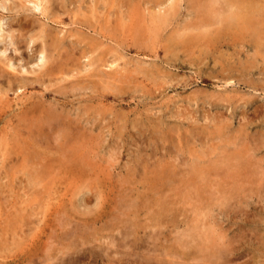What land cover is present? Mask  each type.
<instances>
[{
	"label": "rangeland",
	"instance_id": "374dc122",
	"mask_svg": "<svg viewBox=\"0 0 264 264\" xmlns=\"http://www.w3.org/2000/svg\"><path fill=\"white\" fill-rule=\"evenodd\" d=\"M36 1L0 0V264H264V0Z\"/></svg>",
	"mask_w": 264,
	"mask_h": 264
},
{
	"label": "bare ground",
	"instance_id": "6f19581e",
	"mask_svg": "<svg viewBox=\"0 0 264 264\" xmlns=\"http://www.w3.org/2000/svg\"><path fill=\"white\" fill-rule=\"evenodd\" d=\"M5 1L7 2V0H5ZM29 1H30V0H29ZM29 1L27 0V2H29ZM35 1H36V0H35ZM39 1H40V2H39L38 4L36 3V5L33 3V4L35 5L36 9H40V7L42 8V4H41L42 2H41V0H39ZM47 1H48V0H45V3H46ZM204 1H205V0H204ZM225 1H226L227 3H231V2L234 3V2H233L234 0H225ZM238 1H239V0H238ZM238 1H237V3H238ZM247 1H249V0H247ZM251 1H252V0H251ZM258 1H260V0H258ZM258 1H257V2H258ZM20 2H21V1H20ZM27 2H25V3H27ZM33 2H34V1H33ZM36 2H37V1H36ZM48 2H49V1H48ZM170 2H171V1H170ZM206 2H207V0H206ZM243 2H244V5H245V2H246V1H243ZM254 2H255V1H254ZM254 2L252 3V5H253V4H254V5L257 4L256 2H255L256 4H255ZM31 3H32V2H31ZM45 3H44V4H45ZM232 3H231V4H232ZM237 3H235L234 5H236ZM239 3H240V2H239ZM246 3H249V2H246ZM260 3L263 5V0H262V2H260ZM214 4H215V3H214ZM242 4H243V3H242ZM242 4H240V5H242ZM261 4H260V5H261ZM8 5H9V4H8ZM23 5H24V4H23ZM29 5H30V4H29ZM257 5H258V4H257ZM262 5H261V7H262ZM12 6H13V5H12ZM26 6H27V5H26ZM221 6H222V8H227L226 6H224V4H222ZM229 6H230V5H229ZM250 6H251V5H250ZM35 7L33 6V8H35ZM196 7H197V5H196ZM246 7H248V5H247ZM253 7H254V6H253ZM261 7H260V8H261ZM263 7H264V6H263ZM14 8H15V7H14ZM44 8H46V7H44ZM199 8H200V7H199ZM213 8H214V7H213ZM230 8H233V6H232V7L230 6ZM230 8H229V9H230ZM251 8H252V6H251ZM251 8H250V9H251ZM260 8L257 7V10H259ZM6 9H7V7L4 5V3H3V4L0 3V10H3V11H4V10H6ZM206 9H207V8H206ZM229 9H227V10H229ZM234 9H235V7H234ZM245 9H247V8H245ZM245 9H244V7H243V5H242L241 7H239V11H240V13H235V14H238L237 16L241 18L240 22H239L238 24H236V25H237V27H239V28H247V27L252 28L253 25L255 26L257 23H256V24L253 23V20L251 19V18H252L251 16H252L253 14H252L251 12H250V14H248L247 12H242V11H244ZM252 9H254V8H252ZM262 9H263V8H262ZM212 10H213V9H212ZM221 10H222V9H219L218 11L221 12ZM237 10H238V9H237ZM241 10H242V11H241ZM257 10H255V11H257ZM171 11H172V10H171ZM207 11H209V10H207ZM218 11H217V12H218ZM233 11H234V10H233ZM245 11H246V10H245ZM35 12H36V11H35ZM259 12H260V11H259ZM213 13H214V12H212V15H213ZM222 13H224V11H223ZM255 13H256V12H255ZM251 14H252V15H251ZM257 14H258V13H257ZM41 15H42V14H41ZM43 15H45V13H44ZM220 15H221V14H220ZM220 15H219V16H220ZM258 15H259V17H260L262 14L260 13V14H258ZM253 16H254V15H253ZM261 17H262V16H261ZM226 18H227V17H226ZM254 18H255V17H254ZM262 18H263V17H262ZM262 18H261V19H262ZM1 19H2V17H1ZM214 19H215V18H214ZM230 19H231V18H230ZM263 19H264V18H263ZM215 20H216V19H215ZM215 20H214V21H215ZM225 20H226V19H225ZM231 20H232V19H231ZM235 20H236V19H235ZM4 21H5V20H4ZM259 21H260V20H259ZM162 22H163V21H162ZM203 22H204V21H203ZM206 22H207V21H206ZM222 22H224V21H222ZM231 22L233 23L234 21H231ZM254 22H255V20H254ZM263 22H264V21H263ZM17 23H19V22H17ZM216 23H217V22H216ZM224 23H225V22H224ZM206 24H208V23H206ZM222 24H223V23H222ZM230 24H231V23H230ZM3 25H4V24H3V21L0 20V29L2 28ZM215 25H216V24H215ZM217 25H219V24H217ZM257 25H259V24H257ZM201 26H202V25H201ZM261 26H263V28H264V24H261L260 27H261ZM211 27H212V26H210V28H211ZM213 27H214V26H213ZM222 27H223V26H222ZM257 27H258V26H257ZM260 27H259V28H260ZM15 28H16V27H15ZM210 28H209V29H210ZM218 28H219V27H218ZM227 28H228V27H227ZM11 29H12V28H11ZM212 29H213V28H212ZM222 29H223V28H222ZM235 29H236V28H235ZM254 29H255V28H254ZM224 30H225V29H224ZM226 30H227V29H226ZM228 30H229V28H228ZM246 30H248V29H246ZM256 30H257V29H256ZM256 30H255V31H256ZM258 30H260V29H258ZM258 30H257V31H258ZM206 31H207V30H206ZM216 31H217V30H216ZM219 31H220V30H219ZM251 31H252V29H251ZM255 31H254V32H255ZM3 32H4V31H3ZM220 32H221V31H220ZM7 33H8V32H7ZM208 33H209V32H208ZM229 33L234 34V33H232V31L229 32ZM249 33H250V31H248V34H249ZM251 33H252V32H251ZM1 34H2V33H1ZM243 34H244V33H243ZM255 34H256V33H255ZM255 34L253 33V36H254ZM20 35H21V34H20ZM20 35H19V36H20ZM31 35H32V34H31ZM215 35H218V34H215ZM219 35H220V34H219ZM228 36H230V35H228ZM253 36H252V37H253ZM255 36H257V34H256ZM258 36H259V35H258ZM260 36H262V35H260ZM4 37H5V36H4ZM20 37H21V36H20ZM221 37H222V35H221ZM242 37H243V35H242ZM12 38H13V37H12ZM248 38H249V37H248ZM253 38H254V37H253ZM25 39H26V38H25ZM29 39H30V38H29ZM203 39H204V38H203ZM249 39H251V38H249ZM254 39H255V38H254ZM256 39L258 40L257 37H256ZM256 39H255V40H256ZM0 41H1V40H0ZM2 41H3V39H2ZM15 41H16V40H14V42H15ZM22 41H24V39H22ZM217 41H218V40H217ZM225 41H227V40H225ZM237 41H238V40H237ZM245 41H246V40H245ZM261 41H262V40H261ZM199 42H200V41H199ZM207 42H208V41H207ZM247 42H249V41H247ZM253 42H254V41H253ZM259 42H260V41L258 40L256 43L258 44ZM4 43H5V42H3V44H4ZM31 43H33V42H31ZM223 43H224V42H223ZM260 43H261V42H260ZM205 44H206V43H205ZM242 44H243V43H242ZM5 45H6V44H5ZM13 45H14V44H13ZM17 45H18V44H17ZM207 45H208V43H207ZM209 45H210V44H209ZM260 45H261V44H260ZM260 45H259V46H260ZM250 46H251V45H250ZM8 47H9V46H8ZM254 47H255V45H254ZM256 47H258V46H256ZM263 47H264V46H263ZM2 48H3V47H2ZM260 48H261V47H260ZM0 49H1V48H0ZM5 49H6V46H5ZM7 49H8V48H7ZM14 49H15V48H14ZM251 49H252V48H251ZM44 50H45V49H44ZM255 50H256V49H255ZM7 51H8V50H7ZM16 51H17V50H16ZM2 52H3L2 54H5L6 50H3V49H2ZM13 53H14V51H13ZM33 53H34V52H33ZM38 53H39V59L43 62V61L45 60V58H46V56H45V54H44V51L40 49V50L38 51ZM45 53H46V52H45ZM6 54H7V53H6ZM46 54H47V53H46ZM37 57H38V55H37ZM50 57H51V56H50ZM34 58H35V57H34ZM37 59H38V58H37ZM47 59H48V58H47ZM50 59H51V58H50ZM40 60H39V61H40ZM34 61H35V60H34ZM36 61H37V60H36ZM44 62H45V61H44ZM250 62H251V61H250ZM50 63H52V62H50ZM248 63H249V62H248ZM260 63H262V62H260ZM249 64H250V63H249ZM251 64H252V63H251ZM5 65H6L7 67H9V68H13V66L11 65V59H9L8 62L5 63ZM241 65L243 66V64H241ZM15 66H16V65H15ZM33 66H35V65H33ZM242 66H241V67H242ZM252 66L254 67V65H252ZM35 67H36V66H35ZM244 67H245V66H244ZM255 67H256V66H255ZM257 67H258V65H257ZM257 67H256V68H257ZM22 68H23V67H22ZM242 68H243V67H242ZM242 68H241V69H242ZM231 69H235V68H231ZM229 70H230V69H229ZM242 70H245V69H242ZM15 71H16V70H15ZM15 71H14V72H15ZM21 71L24 72L23 70H21ZM230 71H231V70H230ZM251 71H252V70H251ZM17 72H18V71H17ZM25 72H26V71H25ZM232 72H233V71H232ZM241 72H242V71H241ZM15 73H16V72H15ZM39 73H40V71L38 70V74H39ZM42 73H43V72H42ZM242 73H243V72H242ZM3 74H4V73H3ZM19 74H20V73H19ZM28 74H29V73H28ZM244 74H247V73H244ZM248 74H249V73H248ZM14 75H15V74H14ZM29 75H30V74H29ZM242 75H243V74H242ZM1 76H2V75H1ZM18 76H19V75H18ZM36 76H37V75H36ZM5 77H6V76H5ZM32 77H33V76H32ZM32 77H31V80H32ZM37 77H38V76H37ZM14 78H15V77H14ZM14 78H13V79H14ZM39 78H40V77H39ZM0 79H1V78H0ZM7 79H8V78H7ZM26 79H28V77H27ZM36 79H37V78H36ZM41 79H43V78H41ZM41 79H37V82H40V81H38V80H41ZM34 80H35V79H34ZM47 81H48V80H47ZM3 82H4V81H3ZM249 82H251V81H249ZM249 82H248V83H249ZM0 83H2V80H1ZM29 83H30V82H29ZM245 83H247V82H245ZM252 83H253V81H252ZM2 84H3V83H2ZM37 84H38V83H37ZM41 84H42V83H41ZM35 85H36V84H35ZM247 85H248V84H247ZM253 85H254V84H253ZM3 87H4V85H3ZM250 87H251V86H250ZM253 87H254V86H252V88H253ZM257 87H258V86H257ZM12 88H13V87H12ZM12 90H14V89H12ZM21 90H22V89H21ZM4 91H5V90H4ZM10 91H11V90H10ZM24 92H25V91H24ZM3 93H4V92H3ZM7 93H8V92H7ZM14 93H15V92H14ZM4 94H5V93H4ZM0 95H1V94H0ZM5 96H6V95H5ZM249 100H250V99H249ZM251 100H252V99H251ZM254 101H255V100H254ZM254 103H255V102H254ZM251 104H253V103H251ZM20 109H21V108H20ZM26 110H27V109H26ZM28 110H29V109H28ZM55 112H56V111H55ZM20 114H21V113H20ZM23 114H24V112H23ZM25 114H27V113H25ZM32 115H33V114H32ZM32 119H33V118H32ZM35 119H36V118H35ZM43 120H44V119H43ZM33 121H34V120H33ZM35 122H36V121H35ZM60 123H62V122H60ZM39 125H40V124H39ZM51 125H52V124H51ZM58 125H59V124H58ZM20 126H21V125H20ZM31 126H32V125H31ZM63 126H64V125H63ZM67 126H68V125H67ZM25 127H26V126H25ZM64 127H65V126H64ZM71 128H72V127H71ZM65 130H66V129H65ZM58 132H59V131H58ZM20 135H21V134H20ZM29 136H30V135H29ZM19 137H20V136H19ZM30 137H31V136H30ZM39 138H40V136H39ZM47 140H48V139H47ZM16 141H17V138H16ZM26 141H27V140H26ZM29 142H30V141H29ZM19 143H20V141H19ZM14 144H16V143H14ZM18 145H20V144H18ZM18 145H17V146H18ZM36 145H38V144H36ZM255 145H256V144H255ZM30 146H31V145H30ZM43 146H44V145H43ZM75 146H76V145H75ZM15 147H16V146H15ZM34 147H35V146H34ZM37 147H38V146H37ZM39 147H40V146H39ZM57 147H58V146H57ZM78 147H79V146H78ZM16 148H17V147H16ZM16 148H15V149H16ZM41 148H42V147H41ZM43 148H44V147H43ZM19 149H20V148H19ZM81 149H83V148H81ZM20 150H21V149H20ZM22 150H24V149H22ZM22 150H21V151H22ZM27 150H28V149H27ZM33 150H34V149H33ZM42 150H43V149H42ZM54 150H55V149H54ZM25 151H26V150H25ZM30 151H31V150H30ZM47 151H48V149H47ZM50 151H51V150H50ZM1 152H3V151H1ZM27 152H28V151H27ZM43 152H44V150H43ZM77 152H79V151H77ZM77 152L75 151L74 153H77ZM80 152H81V151H80ZM48 153H49V152H48ZM1 154H2V153H1ZM19 154H20V153H19ZM30 154H31V153H30ZM38 154H39V153H38ZM71 154H72V153H71ZM77 154H78V153H77ZM77 154H76V155H77ZM39 155H41V154H39ZM72 155H73V154H72ZM33 156H34V155H33ZM229 156H230V155H229ZM22 157H23V156H22ZM44 157H46V156H44ZM80 157H82V156H80ZM3 158H4V157H3ZM35 158H36V157H35ZM61 158H62V157H61ZM73 158H74V157H73ZM76 158H78V157H76ZM243 159H244V158H243ZM71 160H72V158H71ZM76 160H77V159H75V161H76ZM79 160H80V158H79ZM228 160H229V159H228ZM0 161H1V160H0ZM39 161H40V160H39ZM234 161H235V160H234ZM37 162H38V161H37ZM71 162H72V161H71ZM78 162H79V161H78ZM80 162H82V158H81V161H80ZM80 162H79V163H80ZM53 163H54V162H53ZM68 163H69V161L67 162V164H68ZM1 164H2V162H1ZM3 164H4V163H3ZM43 164H45V163H43ZM65 164H66V163H65ZM72 164H75V162L72 163ZM83 164H84V163H83ZM88 164H89V163H88ZM227 164H228V162H227ZM262 164H263V163H262ZM45 165L47 166L48 164H45ZM68 165H70V164H68ZM3 166H4V165H3ZM35 166H36V165H35ZM75 166H76V165H75ZM80 166H81V165H80ZM88 166H89V165H88ZM239 166H240V165H239ZM5 167H6V166H5ZM48 167H50V166H48ZM78 167H79V166H78ZM90 167H91V166H90ZM75 168H76V167H75ZM232 168H233V166H232ZM261 168H263V167H261ZM33 169H34V168H33ZM73 169H74V168H73ZM82 169H83V168H82ZM209 169H210V168H209ZM236 169H237V168H236ZM38 170H39V169H38ZM53 170H54V168H53ZM64 170H65V169H64ZM78 170H80V169L78 168ZM87 170H88V169H87ZM204 170H205V169H204ZM211 170H212V169H211ZM245 170H246V169H245ZM80 171H81V170H80ZM84 171H85V169H84ZM88 171H90V170H88ZM82 172H83V171H82ZM199 172H200V171H199ZM215 172H217V171H215ZM224 172H226V171H224ZM37 173H38V172H37ZM192 173H193V172H192ZM200 173H201V172H200ZM217 173H218L217 175H219L220 172L218 171ZM222 173H223V171H222ZM212 174H213V173H211V174H209V175L212 176ZM225 174H226V173H225ZM252 174H253V173H252ZM213 176H214V174H213ZM235 176H236V175H235ZM247 176H248V175H247ZM207 177H209V176H207ZM220 178H221V177H220ZM226 178H227V177H226ZM258 178H259V177H258ZM202 179H203V178H202ZM202 179H201V180H202ZM229 179H230V178H229ZM260 179H261V178H260ZM258 180H259V179H258ZM212 181H213V180H212ZM246 181H247V180H246ZM246 181H245V182H246ZM248 181H249V180H248ZM204 182H205V181H204ZM205 183H206V182H205ZM211 183H212V182H211ZM246 183H247V182H246ZM259 184H260V183H259ZM193 185H195V183H194ZM198 186H199V185H198ZM214 186H215V185H214ZM251 186H252V185H251ZM259 186H260V185H259ZM226 187H227V186H226ZM261 187H262V186H261ZM261 187L259 188L260 190H261ZM194 188H195V187H194ZM194 188H193V189H194ZM200 189H201V188H200ZM200 189H199V190H200ZM203 189H205V186H204ZM205 190H206V189H205ZM208 190H209V189H208ZM262 190H264V186H263V189H262ZM192 191H193V190H192ZM196 191H197V190H196ZM210 191H211V190H210ZM199 192H200V191H199ZM199 192H198V196H199ZM218 192H219V191H218ZM85 193H86V192H85ZM189 193H190V192H189ZM205 193H206V192H205ZM211 193H212V192H211ZM79 194H80V193H79ZM86 194H87V193H86ZM196 194H197V193H196ZM209 194H210V193H209ZM209 194H208V195H209ZM253 194H254V193H253ZM80 195H82V194H80ZM94 195H95V194H94ZM186 195H188V194H186ZM194 195H195V193H194ZM97 196H99V195H97ZM198 196H197V197H198ZM201 196H202V195H201ZM253 196H254V195H253ZM258 196H259V195H258ZM94 197H95V196H94ZM99 197H100V196H99ZM187 197H188V196H187ZM199 197H200V196H199ZM203 197H204V196H203ZM95 198H96V197H95ZM188 198H189V197H188ZM194 198H195V197H194ZM251 198H252V195H251ZM84 199H85V198H84ZM97 199H98V198H97ZM98 200H99V199H98ZM79 201H80V200H79ZM210 201H211V200H210ZM85 202H86V201H85ZM97 202L99 203L100 201H97ZM204 202H205V199H204ZM212 202H213V201H212ZM81 203H82V201H81ZM195 203H196V202H195ZM0 204H1V203H0ZM96 204H97V203H96ZM84 206H85V205H84ZM188 206H189V205H188ZM235 206H236V205H235ZM81 207H82V206H81ZM241 209H242V208H241ZM228 211H229V210H228ZM86 214H87V213H86ZM194 215H196V214H194ZM17 217H19V216H17ZM19 218H20V217H19ZM83 219H84V218H83ZM85 219H86V218H85ZM201 220H202V219H201ZM87 221H88V220H87ZM198 222H199V221H198ZM198 225H199V224H198ZM125 229H126V228H125ZM157 229H159V228H157ZM189 229H190V228H189ZM189 229H188V230H189ZM197 229H199V227H198ZM201 229H202V228H201ZM72 230H73V229H72ZM75 230H76V229H75ZM144 230H145V229H144ZM190 230H191V229H190ZM30 231H31V230H30ZM184 231H185V230H184ZM208 231H209V230H208ZM128 232H129V231H128ZM130 232H131V230H130ZM130 232H129V233H130ZM146 232L149 233L148 231H146ZM196 232H197V231H196ZM199 232H200V231H199ZM3 233H4V232H3ZM3 233H2V234H3ZM29 233H30V232H29ZM71 233H72V232H71ZM122 233H123V231H122ZM124 233H125V232H124ZM143 233H144V232H143ZM189 233H190V232H189ZM194 233H195V231H194ZM214 233H215V232H214ZM22 234H23V233H22ZM25 234H26V233H25ZM145 234H146V233H145ZM185 234H186V233H185ZM200 234H201V233H200ZM62 235H63V234H62ZM62 235H61V236H62ZM69 235H70V234H69ZM82 235H83V234H82ZM118 235H120V233H119ZM123 235H124V234H123ZM127 235H128V234H127ZM182 235H183V234H182ZM198 235H199V234H197V237H198ZM205 235H206V234H205ZM30 236H31V235H30ZM61 236H60V237H61ZM64 236H65V235H64ZM146 236H147V235H146ZM156 236H157V235H156ZM159 236H160V235H159ZM159 236H158V237H159ZM200 236H201V235H200ZM218 236H219V235H218ZM221 236H222V235H221ZM119 237H120V236H119ZM127 237H128V236H127ZM178 237H179V236H178ZM183 237H185V236H183ZM183 237H181V238H183ZM222 237H223V236H222ZM31 238H32V236H31ZM33 238H34V237H33ZM62 238H63V236H62ZM62 238H61V239H62ZM113 238H115V237H113ZM116 238H117V236H116ZM159 238H160V237H159ZM185 238L187 239V237H185ZM202 238L204 239V237H202ZM21 239H22V238H21ZM23 239H24V238H23ZM23 239H22V240H23ZM59 239H60V238H59ZM65 239H66V238H65ZM74 239H75V238H74ZM76 239H77V238H76ZM123 239H124V237H123ZM156 239H157V238H156ZM179 239H180V238H179ZM189 239H190V238H189ZM22 240H21V241H22ZM27 240H28V239H27ZM63 240H64V238H63ZM176 240H177V239H176ZM191 240H192V239H191ZM29 241H30V237H29ZM29 241H28V242H29ZM59 241H60V240H59ZM59 241H58V242H59ZM70 241H71V240H70ZM110 241H111V240H110ZM110 241H109V242H110ZM154 241H155V240H154ZM177 241H178V240H177ZM184 241H185V240H184ZM184 241H183V243H184ZM112 242H115V240H113ZM119 242H120V241H119ZM144 242H146V241H144ZM185 242H186V241H185ZM68 243H69V241H68ZM117 243H118V242H117ZM123 243H124V242H123ZM150 243H151V242H150ZM219 243H220V242H219ZM23 244H24V243H23ZM142 244H143V243H142ZM185 244H186V243H185ZM206 244H207V242H206ZM208 244H209V243H208ZM215 244H216V243H215ZM29 245H30V244H29ZM67 245H69V244H67ZM117 245H118V244H117ZM57 246H58V245H57ZM114 246H116L115 243H114ZM140 246H141V245H140ZM140 246H139V247H140ZM150 246H151V245H149V247H150ZM51 247H52V246H51ZM67 247L69 248L70 246H67ZM124 247H125V246H124ZM141 247H142V246H141ZM65 248H66V247H65ZM256 248H257V247H256ZM53 249H54V247H53ZM152 249H153V248H152ZM61 250H62V249H61ZM142 250H143V249H141V251H142ZM54 251H55V250H54ZM68 251H69V249H68ZM119 251H120V250H119ZM151 251H153V250H151ZM155 251H156V250H155ZM55 252H56V251H55ZM116 252H117V251H116ZM142 252H143V251H142ZM142 252H141V253H142ZM149 252H150V251H149ZM216 252H218V251H216ZM50 253H51V252H50ZM63 253L66 254L65 252H63ZM67 253H68V252H67ZM221 253H223V252H221ZM58 254H60V253H58ZM61 254H62V253H61ZM64 254H63V255H64ZM108 254H109V253H108ZM150 254H151V253H150ZM157 254H158V253H157ZM157 254H156L155 256H152V255H151V256L153 257V260L156 259V258L154 259V257H156ZM42 255H43V254H42ZM51 255H52V254H51ZM218 255H220V253H218ZM47 256H48V255H47ZM109 256H110V255H109ZM159 256H160V255L158 254L157 257H159ZM216 256H217V255H216ZM220 256H222V255H220ZM141 257H142V256H141ZM144 257H145V255H144ZM152 257H151V258H152ZM161 257H162V255L160 256V258H161ZM211 257H212V256H211ZM61 258H62V257H61ZM109 258H110V257H109ZM111 258H112V257H111ZM213 258H214V257H213ZM219 258H222V257H219ZM51 259H52V257H51ZM107 259H108V257H107ZM112 259H113V258H112ZM136 259H137V258H136ZM138 259H139V258H138ZM140 259H141V258H140ZM4 260H5V259H4ZM49 260H50V259H49ZM54 260H55V259H54ZM61 260H62V259H61ZM108 260H109V259H108ZM145 260H147V257H146ZM151 260H152V259H151ZM153 260H152V261H153ZM156 260H157V259H156ZM156 260H155V263H156ZM193 260H194V259H193ZM193 260H192V261H193ZM218 260H219V259H218ZM56 261H57V260H56ZM59 261H60V260H59ZM132 261H133V260H132ZM142 261H143V260H142ZM159 261H160V260H159ZM159 261H157V263H159ZM204 261H205V259H204ZM48 262H49L48 264H50V261H48ZM62 262L65 263V261H62ZM134 262H135V261H134ZM153 262H154V261H153ZM201 262H202V261H201ZM55 263H56V262H55ZM140 263H141V262H140ZM143 263H144V262H143ZM194 263L196 264L195 261H194ZM198 263H199V262H198ZM198 263H197V264H198ZM204 263H205V262H204ZM206 263H207V262H206ZM53 264H54V263H53ZM144 264H146V263H144ZM147 264H148V263H147ZM160 264H161V262H160ZM207 264H208V263H207Z\"/></svg>",
	"mask_w": 264,
	"mask_h": 264
}]
</instances>
